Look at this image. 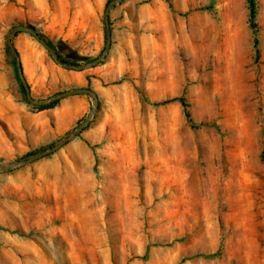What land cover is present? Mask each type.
Here are the masks:
<instances>
[{
  "label": "rangeland",
  "instance_id": "374dc122",
  "mask_svg": "<svg viewBox=\"0 0 264 264\" xmlns=\"http://www.w3.org/2000/svg\"><path fill=\"white\" fill-rule=\"evenodd\" d=\"M110 1L0 0V168L55 146L96 102H29L8 32L31 26L88 65L105 50ZM256 2L253 28L248 0H123L110 11V50L83 69L60 64L30 33L13 36L31 97L88 87L98 104L62 147L0 170V264H264V0ZM44 4L86 29L49 34ZM73 96L87 100L76 119L62 112ZM177 96L190 118L179 101L156 104Z\"/></svg>",
  "mask_w": 264,
  "mask_h": 264
},
{
  "label": "water",
  "instance_id": "95a60500",
  "mask_svg": "<svg viewBox=\"0 0 264 264\" xmlns=\"http://www.w3.org/2000/svg\"><path fill=\"white\" fill-rule=\"evenodd\" d=\"M123 0H112L109 2L106 10H105V14H104V21H105V29H106V33H107V40H106V46H105V50L103 52V54L98 57L97 59L93 60L92 62H90L88 65H79V66H70V65H66L65 63H63L60 58H59V54H58V51L53 47L51 46L42 36L41 34L35 30L34 28H32L31 26H27V25H16L14 26L7 34V43H8V46L11 50V52L13 54H16L17 53V50L15 48V45L13 43V36L16 35L18 32H27V33H30L31 35H33L37 40H39L52 54L53 56L55 57V59L62 65H66V66H69L71 68H79V69H83L85 68L86 66H94L96 64H98L105 56L106 54L108 53V51L110 50L111 46H112V33H111V23H110V11H111V8L118 2H122ZM19 75H20V78L22 80V82L24 83L25 87H26V94H27V99L29 100V102H31L32 104H35V105H46V104H49V103H53L63 97H66V96H69V95H72V94H90V95H93V97L95 98V105L93 106V108L91 109V112L88 116V118L83 122L81 123L79 126H77L70 134H68L63 140H61L60 142H58L55 146H53L52 148L50 149H47V150H44L42 152H36L34 154H31L29 157L27 158H23L21 159L20 161H17V162H14L11 166H6V167H2L0 168V170H3V169H8L10 167H13V166H19L21 164H26L30 161H33V160H36L42 156H45V155H48L50 153H53L54 151H56L57 149H59L60 147H62L70 138L76 136L91 120V117L93 115V113L95 112L96 108H97V104H98V95L97 93L91 89V88H88V87H79V88H74V89H70V90H65L63 92H60V93H57L56 95H54L53 97H50V98H47L45 100H37V99H34L33 97L30 96V93H29V90L27 88V84H26V80L23 76V73H22V67H21V64L19 62Z\"/></svg>",
  "mask_w": 264,
  "mask_h": 264
},
{
  "label": "crops",
  "instance_id": "0c3cea01",
  "mask_svg": "<svg viewBox=\"0 0 264 264\" xmlns=\"http://www.w3.org/2000/svg\"><path fill=\"white\" fill-rule=\"evenodd\" d=\"M43 12L46 14V25L44 26V30L47 31L51 35H61L64 33L65 35L71 36L74 32L80 31L81 29H86V26L82 24L81 22L70 23L67 24L65 22L62 23L59 20L58 15L54 12V10H51L50 7L46 4L43 5ZM96 18L97 28L100 30L101 33V23L99 21V16L97 13L94 15ZM67 37V36H65ZM66 81L72 82L73 79L71 77L66 78ZM86 98L73 96L66 100H64V104L62 107V112L64 113H72L73 119H76L80 117L86 108Z\"/></svg>",
  "mask_w": 264,
  "mask_h": 264
},
{
  "label": "trees",
  "instance_id": "16d2710c",
  "mask_svg": "<svg viewBox=\"0 0 264 264\" xmlns=\"http://www.w3.org/2000/svg\"><path fill=\"white\" fill-rule=\"evenodd\" d=\"M248 3H249V22L251 24V26L254 28L256 26L255 24V19H256V13H257V9H256V6H257V2L256 0H248ZM51 46L54 47V45L51 43V41L49 39H47L46 37H44L43 35H41ZM258 43V40L256 39L255 40V44L257 45ZM55 48V47H54ZM56 49V48H55ZM57 50V49H56ZM58 51V50H57ZM58 54H59V58L60 60L65 63L66 65H70V66H79L80 65V62L76 61V60H72V59H69L65 56H63L59 51H58ZM13 62H14V65H15V70H16V74L17 76L19 77V62H20V59H19V54L18 52L16 54H13ZM21 64V63H20ZM20 85L24 91V94H26V87L24 85L23 82L20 81ZM173 101H179L182 106L184 107V110H185V113H186V116L188 118H190V113L188 111V103L186 101V99L183 97V96H177V97H173V98H170V99H166V100H163V101H160V102H157L156 104L157 105H163V104H167V103H170V102H173Z\"/></svg>",
  "mask_w": 264,
  "mask_h": 264
}]
</instances>
